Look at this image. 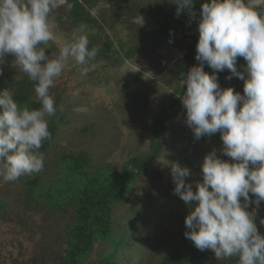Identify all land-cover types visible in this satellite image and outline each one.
Listing matches in <instances>:
<instances>
[{
  "label": "rangeland",
  "instance_id": "374dc122",
  "mask_svg": "<svg viewBox=\"0 0 264 264\" xmlns=\"http://www.w3.org/2000/svg\"><path fill=\"white\" fill-rule=\"evenodd\" d=\"M251 2L264 12V0ZM76 3L58 0L55 39L42 47L52 55L74 34H84L89 49L99 52L84 77L69 60L50 89L57 111L48 117L53 137L39 149L43 171L15 182L0 178V264H161L180 258L194 244L184 235L190 209L174 194L171 164L190 168L186 183L195 191L206 154L216 149L221 159L234 162L222 154L219 132L197 140L185 123L179 61L198 43L200 14L192 7L194 15L185 9L177 16L171 0ZM14 61L11 54L0 58V91L8 89L16 100L12 81L30 79ZM245 65L237 61L238 71ZM204 70L213 71L207 65ZM228 75L227 69L218 73L220 87L243 94L244 81ZM28 95L30 101H16L39 108L34 89ZM121 174L126 177L111 186L106 199L108 233L95 234L74 256L79 211L90 196L103 194L108 177ZM246 210L254 212L264 235V201ZM189 264H238V258L218 260L210 251Z\"/></svg>",
  "mask_w": 264,
  "mask_h": 264
},
{
  "label": "clouds",
  "instance_id": "9594fccd",
  "mask_svg": "<svg viewBox=\"0 0 264 264\" xmlns=\"http://www.w3.org/2000/svg\"><path fill=\"white\" fill-rule=\"evenodd\" d=\"M171 2L177 5V16L185 9L193 14L195 0ZM57 8L58 0H0V58L15 57V66L33 82L34 100L41 105L22 106L8 89L0 91L4 182L43 171L45 157L39 149L51 139L48 117L57 111L50 89L69 60L84 77L99 52L98 47L89 49L87 35L74 34L58 53L47 54L42 45L55 39L52 16ZM197 31L199 63L180 81L186 86L181 97L185 123L197 140L219 132L221 152L234 162L221 159L216 149L206 154L203 180L195 182V191L186 183L190 168L171 164L174 194L190 209L184 235L197 249H211L218 260L237 257L238 264H264V235L254 212L246 210L264 201V12L256 11L251 0H205ZM238 57L246 61L244 71L237 69ZM205 65L213 71L206 72ZM225 69L230 72L226 79L244 81L243 94L220 87L218 73Z\"/></svg>",
  "mask_w": 264,
  "mask_h": 264
},
{
  "label": "trees",
  "instance_id": "16d2710c",
  "mask_svg": "<svg viewBox=\"0 0 264 264\" xmlns=\"http://www.w3.org/2000/svg\"><path fill=\"white\" fill-rule=\"evenodd\" d=\"M77 2L79 0H71ZM205 2V0H195L193 7L195 10L200 14V7ZM78 12H75V14ZM74 15V14H73ZM196 45H193L189 48L187 54L179 61L180 69L184 72V76L188 73L190 66L196 61ZM238 62H246L243 57L237 58ZM14 90L17 93L16 100L20 101H30V97L28 95L29 92H32L34 89L33 82L31 80H13L12 81ZM26 92V93H24ZM36 104V103H35ZM39 105V104H38ZM54 127H49V131L51 133V139L54 134ZM50 139V140H51ZM50 140H45L42 146H46ZM85 162V161H83ZM82 162V163H83ZM82 163H79L78 166L80 168L83 167ZM135 166V163H132ZM121 174L120 176H113L107 178L104 187L105 190L102 195L99 194L98 197L90 196L92 200L87 203V206L82 208L79 211V220H78V227L73 231V244L71 246V253L74 256H77L82 248H86L88 245L91 244V239L95 234L100 233L104 235L108 233L109 230V219L107 218V209H108V201L106 200L109 195H111V186L115 183H121L124 179ZM212 251L211 249H205L203 251L197 249L195 246L190 250L186 251V253L182 254L180 258H165L161 264H189L195 260L203 258L206 256L208 252ZM68 260V259H67ZM69 260L74 262L72 257H69Z\"/></svg>",
  "mask_w": 264,
  "mask_h": 264
}]
</instances>
